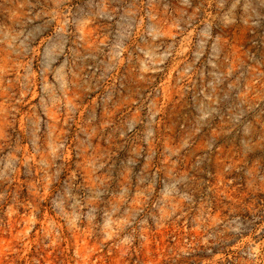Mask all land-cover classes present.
<instances>
[{"label": "rangeland", "instance_id": "obj_1", "mask_svg": "<svg viewBox=\"0 0 264 264\" xmlns=\"http://www.w3.org/2000/svg\"><path fill=\"white\" fill-rule=\"evenodd\" d=\"M0 264H264V0H0Z\"/></svg>", "mask_w": 264, "mask_h": 264}]
</instances>
